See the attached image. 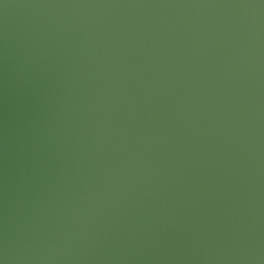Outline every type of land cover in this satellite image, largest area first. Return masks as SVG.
Instances as JSON below:
<instances>
[{
	"label": "water",
	"instance_id": "water-1",
	"mask_svg": "<svg viewBox=\"0 0 264 264\" xmlns=\"http://www.w3.org/2000/svg\"><path fill=\"white\" fill-rule=\"evenodd\" d=\"M261 0H0L3 264H264Z\"/></svg>",
	"mask_w": 264,
	"mask_h": 264
},
{
	"label": "clouds",
	"instance_id": "clouds-1",
	"mask_svg": "<svg viewBox=\"0 0 264 264\" xmlns=\"http://www.w3.org/2000/svg\"><path fill=\"white\" fill-rule=\"evenodd\" d=\"M258 7H264V0H261V2L258 5ZM0 264H3V261L2 260H0Z\"/></svg>",
	"mask_w": 264,
	"mask_h": 264
}]
</instances>
